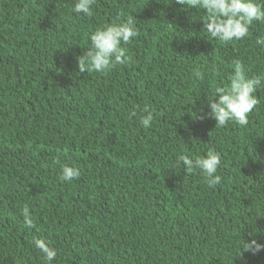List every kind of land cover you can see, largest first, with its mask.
Here are the masks:
<instances>
[{"label":"trees","instance_id":"obj_1","mask_svg":"<svg viewBox=\"0 0 264 264\" xmlns=\"http://www.w3.org/2000/svg\"><path fill=\"white\" fill-rule=\"evenodd\" d=\"M74 4L0 0V264H47L36 238L52 264H264V250L243 251L264 243V86L246 126L216 127L207 107L237 61L264 72V18L222 43L176 0H96L90 16ZM129 16L128 62L80 73L91 31ZM208 150L214 188L176 164ZM63 165L79 177L62 180Z\"/></svg>","mask_w":264,"mask_h":264},{"label":"clouds","instance_id":"obj_2","mask_svg":"<svg viewBox=\"0 0 264 264\" xmlns=\"http://www.w3.org/2000/svg\"><path fill=\"white\" fill-rule=\"evenodd\" d=\"M95 2L96 0H75L73 10L77 14L90 16ZM176 3L204 10L208 14V18L204 20V29L222 43L243 39L248 35L253 22L264 18V9L256 0H176ZM138 35L139 31L131 16L98 26L89 35L90 46L84 47L86 50L77 57L79 72L103 73L114 65L127 63L129 57L126 46ZM257 44L264 46V38L257 39ZM194 75L200 80L205 78L199 69L195 70ZM259 86H264V72L249 77L241 62L237 61L234 71L228 77V83L217 86L212 96H208L209 115L216 120V127H223L230 121L246 126L249 113L258 104L255 92ZM142 111L144 115L139 117V123L147 129L151 127L154 116L147 105ZM136 114L133 110L132 115ZM220 163V155L213 150H208L203 157L189 154H178L176 157L177 166L183 164L189 172L199 169L207 178L210 188L221 183L222 178L217 174ZM61 172V179L64 181H71L80 175L77 168L69 165H63ZM22 216L25 225L31 227L33 220L27 205L22 209ZM33 244L43 254L47 264H52L57 253L46 240L36 238ZM261 250H264V243L256 239L245 241L243 245V251Z\"/></svg>","mask_w":264,"mask_h":264}]
</instances>
